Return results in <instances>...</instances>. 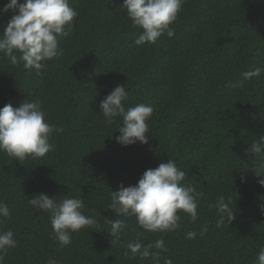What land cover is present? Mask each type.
<instances>
[{
    "label": "trees",
    "instance_id": "obj_1",
    "mask_svg": "<svg viewBox=\"0 0 264 264\" xmlns=\"http://www.w3.org/2000/svg\"><path fill=\"white\" fill-rule=\"evenodd\" d=\"M6 3L0 0V9ZM122 4L69 0L79 15L68 35L58 36L62 55L39 74L0 53V108L39 100L47 122L62 129L50 136L54 150L42 158L20 162L0 152V201L11 210L0 232L12 230L17 240L4 264H157L123 255L127 242L138 238L144 244L165 241L168 251L158 264L165 258L172 264H256L264 247V187L258 183L264 176L251 168L247 148L264 136V73L243 88L232 85L243 72L264 67V0H183L171 25L174 35L139 47L141 30ZM12 15L0 12V35ZM117 85L128 93L126 107L153 106L147 144L117 143L122 119L108 124L100 112V102ZM167 159L202 193L195 222L180 213L175 231L152 233L134 216L108 209L111 191L135 186ZM39 193L58 201L81 198L84 214L97 224L73 233L71 244L61 247L50 215L28 204ZM220 195L231 197L236 214L218 228L210 205ZM107 219L128 225L118 243L111 244ZM190 231L197 232L194 240L186 238Z\"/></svg>",
    "mask_w": 264,
    "mask_h": 264
},
{
    "label": "clouds",
    "instance_id": "obj_2",
    "mask_svg": "<svg viewBox=\"0 0 264 264\" xmlns=\"http://www.w3.org/2000/svg\"><path fill=\"white\" fill-rule=\"evenodd\" d=\"M183 0H123L120 6L127 12L134 27L141 30L135 44L139 47L146 43L155 44L165 34L171 38L174 29L171 25L177 20L182 10ZM11 11L13 15L7 22L3 35H0V53H3L14 66L34 70L39 74L48 67V62L62 55L59 49L58 36H67L72 30L79 13L70 7L69 0H8L0 12ZM67 29V31H66ZM264 67L241 74L242 79L232 87L243 88L246 81L260 78ZM128 93L124 85H117L99 104L101 113L108 124L118 118L122 119L119 127L120 135L117 143L129 146L140 142L148 143L146 133H151L148 121L154 108L150 104L138 103L126 107ZM62 131L54 124L47 122L46 113L39 100H25L18 107L11 103L0 108V152L6 153L13 160L38 159L54 150L50 136ZM254 161L253 169L257 176H264V136L254 140L247 148ZM187 173L177 167L175 160L167 159L155 169L146 170L135 186H120L118 191L110 192L111 209L120 217H135L136 224L144 231L152 233H169L175 231L181 220L180 213L195 222L199 218V199L202 195L191 183H186ZM241 182L246 178L241 176ZM258 183L264 187V179ZM28 204L35 209L50 215L51 225L61 247L72 242V234L84 228H94L97 220L84 214V201L77 197H64L56 200L46 194L39 193L28 199ZM219 219L216 227L225 221L229 224L235 219L231 197L220 195L214 204ZM264 214V203L260 205ZM11 216L7 203L0 201V223ZM111 225L109 235L112 243H118L128 225L123 219H107ZM207 232V227L201 234ZM143 233L138 232L137 237ZM197 232L187 233V239H195ZM17 246L12 230L0 232V264H4L10 249ZM156 249V251H152ZM165 241L158 239L144 244L142 239L130 240L126 244L123 255L134 259L137 256L151 258L157 264L161 253H166ZM47 264H58L49 259ZM164 264H172L165 258ZM256 264H264V247L256 256Z\"/></svg>",
    "mask_w": 264,
    "mask_h": 264
}]
</instances>
